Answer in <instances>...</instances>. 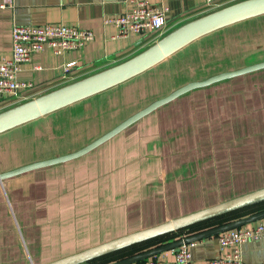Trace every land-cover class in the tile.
Wrapping results in <instances>:
<instances>
[{
	"label": "crops",
	"instance_id": "obj_1",
	"mask_svg": "<svg viewBox=\"0 0 264 264\" xmlns=\"http://www.w3.org/2000/svg\"><path fill=\"white\" fill-rule=\"evenodd\" d=\"M3 2L7 6L0 7V57L11 56V32L15 25L64 24L92 30L95 38L81 49L61 55L54 54L49 48L37 53L18 74L20 81L33 82L37 90L21 99L0 96V112L18 102L23 103L119 64L184 23L213 10L205 9L204 0H150L169 8L168 31L162 35L149 31L141 36L114 38L116 27L104 21L127 10L124 0H0V4ZM260 17L264 15L255 18ZM71 62L75 65L66 71V65ZM155 67L84 100L98 95H117L121 98L129 94L130 87L140 83L146 74L150 85L158 88V79L151 78L153 74L150 72ZM236 77L224 81L238 79ZM251 83L253 85L247 90L237 89L232 93L236 100L253 102L241 104L239 108L243 106L244 113L236 111V117L248 114L250 122L247 125L256 128L245 129L243 135L235 140L226 137L220 145L213 144L210 155L204 159L192 157L191 151L190 154L177 156L180 148L174 152L168 149L169 155L165 156L166 153L159 147L173 144L165 138L154 145L151 142L142 143V147L137 144L136 151L132 145L131 150L120 159L124 157L125 165L119 166L118 172L110 168L104 173L110 180L108 191L103 188L100 176L97 182L89 181L90 177H94V172L89 171L82 185H76V181L72 184V172L64 167L65 164L41 167L0 182V264H45L264 187V90L261 92L254 86L258 83L253 78ZM185 94L173 101L185 99L191 102L192 97L187 98ZM128 97L133 99V103L145 98L140 93L136 96L134 92ZM76 103L1 133L0 172L42 161L37 159L40 155L46 158L47 154L65 153L71 149V137L76 136L78 129L70 128L62 116L67 114V118L79 121L81 117L73 115L81 113V105ZM126 105L119 108L120 112L129 110ZM184 106L177 107L180 117L183 113H194L196 109L191 106L183 110ZM229 123L238 128L242 125L237 121ZM208 125L211 126L210 123ZM72 140L78 144L75 151L81 149V141ZM234 142L242 145L239 148L241 155H235L230 148ZM146 144L154 148L157 145L158 151H146ZM175 145L180 147V143ZM56 149L58 151L51 152ZM9 159L19 163L10 167ZM225 194L228 196L223 197ZM222 252L217 236L206 238L191 248L192 261L194 264H207L209 259L220 256ZM242 254L247 264H264V235L244 243Z\"/></svg>",
	"mask_w": 264,
	"mask_h": 264
},
{
	"label": "rangeland",
	"instance_id": "obj_2",
	"mask_svg": "<svg viewBox=\"0 0 264 264\" xmlns=\"http://www.w3.org/2000/svg\"><path fill=\"white\" fill-rule=\"evenodd\" d=\"M237 1L240 0L227 1L223 5L213 8V10ZM262 61H264V17L254 18L246 22L220 29L210 35H206L168 57L160 64L156 65L155 69L150 71L153 74L151 78L158 79V88L150 85L148 82L149 76L147 74L144 75L145 78L142 77L143 80L140 83L130 87L131 92H128L129 94L134 92L136 96L139 93L144 97L147 95L145 98H141L142 101L133 103V99L128 97L129 94H125L121 98L117 95L114 97H110L111 95H98L97 97L76 103V105H81V113H73V115L81 117L79 121L72 117L67 118V114L62 116V120H66L70 128L78 129L75 133L76 136L71 137L72 148L65 153L47 154L48 156L46 158H43L42 155H40L37 156V159L47 160L75 151L78 149L75 145L78 144H74L72 139L81 141V148H83L116 127L128 117L156 101V99L158 100L162 98L163 94L164 96H167L174 90L189 82L204 80L215 74L235 70ZM255 74H258V78L252 77ZM259 75H262L260 76V80ZM236 78L238 79H231L229 81L222 80L212 85L196 88V92L192 91L193 93L189 92L184 95H187V98L191 96V102L183 99L184 101L181 102L173 101L167 103L165 106H161L156 111H153V113H150L139 121L133 123L114 136L113 139H109L110 141L106 142L99 148L93 149L78 159L54 165L59 166L65 164L64 167L69 168L72 172L70 177L71 183L73 184L76 181V185L83 184L88 171L90 173L94 172V177H90L89 181L95 180L97 182L99 181L98 176H100L103 188L105 191H108L111 187L110 180L108 176H104V173L110 168H113V171L117 170L118 172L119 166L125 165L124 157L120 161L121 157L123 154H127L131 150L130 147L132 145L134 151H136L137 144L142 147V143L151 142L154 145L158 140L167 138V141L173 144H163L159 147L163 149L164 153H166L165 156L169 155L168 149L174 152V150L180 148L181 150H179L181 152L178 150V154H176L177 156L180 154H190L191 151V154H193L192 157L196 156L204 159V157L210 155V149L213 144L214 146L220 145L222 139L226 137L235 140L236 137L243 135L245 129L256 128L253 125H247V123L250 122L248 114L236 117L237 112L241 114L244 113L242 112L243 106L239 108L241 104L249 105L253 102L246 100L244 102L239 100V98L236 100L234 93L232 92L237 89L247 90L250 88L253 85L251 83V78L258 83L254 86L258 87V90L263 92L264 68ZM153 86L155 85L153 84ZM201 89L202 91H199ZM153 90L156 91L153 92ZM262 96H264V92L262 93ZM233 99H235V102H233ZM259 102H261V100H259ZM234 103L235 106H233ZM126 104L129 106V110H122V112H120V109ZM179 105H185L184 108H182L183 110H187L191 106L196 109L194 113L188 112L181 114V118L179 112L176 111ZM262 105L264 106V99ZM71 110L80 109L72 108ZM232 121L242 122V125H240L241 127L239 126L238 128L237 125L229 123ZM262 121L263 120H261V122ZM209 123L211 126L208 125ZM228 125L229 127H227ZM245 126H247V128ZM262 131L264 132V127L262 128ZM178 143H180V147L179 145H175ZM189 143H192V145H189ZM153 145H151V147L148 145L146 151L157 152V145L156 148H154L155 146L153 147ZM241 146L242 145H236L234 142L230 145V148L235 152V155H241L242 152L241 149H239ZM56 151L58 150L56 149L51 152ZM9 161L10 167L19 163H14L11 159H9ZM114 184L116 185L115 182ZM227 196L228 194H225L223 197ZM116 199L118 204H120L118 198ZM263 209L264 203L258 204L233 214L219 217L123 249L86 264H110L151 247L186 237L196 231H200L201 229L239 219ZM163 254L164 253L160 254V256H163Z\"/></svg>",
	"mask_w": 264,
	"mask_h": 264
},
{
	"label": "water",
	"instance_id": "obj_3",
	"mask_svg": "<svg viewBox=\"0 0 264 264\" xmlns=\"http://www.w3.org/2000/svg\"><path fill=\"white\" fill-rule=\"evenodd\" d=\"M261 15H264V0H240L188 21L160 38L147 49L119 64L1 111L0 134L117 86L151 69L194 41L212 32ZM263 68L264 61L215 74L204 80L189 82L174 90L169 95L152 102L107 133L75 152L33 162L13 170L0 172V182L31 170L66 162L83 156L113 138L141 118L187 92ZM262 202H264V187L167 220L160 224L119 236L45 264H85L134 245L177 232L198 223L230 214ZM262 218H264V210L196 234L179 238L167 244L110 264H132L141 262L147 258L160 255L172 249L177 250L184 244L211 238L225 231L250 225Z\"/></svg>",
	"mask_w": 264,
	"mask_h": 264
},
{
	"label": "built area",
	"instance_id": "obj_4",
	"mask_svg": "<svg viewBox=\"0 0 264 264\" xmlns=\"http://www.w3.org/2000/svg\"><path fill=\"white\" fill-rule=\"evenodd\" d=\"M227 1L230 0H204V6L210 10ZM124 3L127 6L125 12L107 17L104 21L116 27L114 38L141 36L149 31L162 35L168 31L170 21L167 6L152 3L150 0H124ZM6 6L5 2L0 4V7ZM94 38L92 30L64 24L13 26L11 56L0 57V96L21 99L27 98L37 90L33 82L18 79L22 66L31 62L37 53L49 48L54 54L61 55L67 51L81 49L86 42ZM73 65L75 62L68 63L66 71H70ZM263 235L264 218L253 225L234 228L217 235L223 252L220 256L209 259L207 264H247L242 254L243 244ZM197 242L184 244L177 250L165 252L163 256L157 255L132 264H194L191 248Z\"/></svg>",
	"mask_w": 264,
	"mask_h": 264
},
{
	"label": "trees",
	"instance_id": "obj_5",
	"mask_svg": "<svg viewBox=\"0 0 264 264\" xmlns=\"http://www.w3.org/2000/svg\"><path fill=\"white\" fill-rule=\"evenodd\" d=\"M195 90V89H194ZM262 203H264V202H262ZM262 203H259V204H262ZM256 205H258V204H256ZM253 206H255V205H253ZM253 206H251V207H253ZM248 208H250V207H248ZM245 209H247V208H245ZM242 210H244V209H242ZM264 210V209H263ZM239 211H241V210H239ZM262 211V210H261ZM236 212H238V211H236ZM259 212V211H258ZM233 213H235V212H233ZM233 213H230V214H233ZM230 214H226V215H223V216H220V217H224V216H227V215H230ZM216 218H219V217H216ZM216 218H214V219H216ZM214 219H211V220H214ZM211 220H207V221H211ZM234 220H236V219H234ZM207 221H204V222H207ZM233 221V220H232ZM204 222H201V223H198V224H196V225H199V224H202V223H204ZM227 222H230V221H227ZM227 222H225V223H227ZM256 223V222H255ZM255 223H252V224H250V225H253V224H255ZM222 224H224V223H222ZM219 225H221V224H218V225H215V226H213V227H216V226H219ZM193 226H195V225H193ZM190 227H192V226H190ZM213 227H209V228H206V229H201L200 231H196V232H194V233H192V234H196V233H199V232H202V231H204V230H207V229H210V228H213ZM174 233V232H173ZM171 234V233H170ZM192 234H190V235H192ZM168 235V234H167ZM164 236H166V235H164ZM162 237V236H161ZM159 238V237H158ZM156 239V238H155ZM153 240V239H152ZM149 241H151V240H149ZM147 242V241H146ZM169 243V242H168ZM141 244V243H140ZM164 244H167V243H164ZM138 245V244H137ZM161 245H163V244H161ZM161 245H157V246H154V247H151V248H149V249H152V248H155V247H158V246H161ZM135 246V245H134ZM149 249H147V250H149ZM144 251H146V250H144ZM141 252H143V251H140L139 253H141ZM136 254H138V253H136ZM135 255V254H134ZM133 256V255H132ZM105 257V256H104ZM101 258H103V257H101ZM98 259H100V258H98ZM97 260V259H96ZM93 261H95V260H93ZM91 262V261H90ZM90 262H88V263H90Z\"/></svg>",
	"mask_w": 264,
	"mask_h": 264
}]
</instances>
